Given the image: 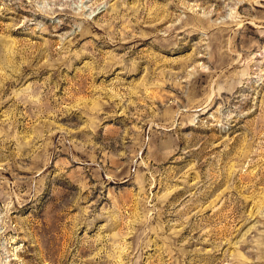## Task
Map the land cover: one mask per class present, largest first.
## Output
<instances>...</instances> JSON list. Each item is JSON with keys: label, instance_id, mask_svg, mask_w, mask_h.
Returning a JSON list of instances; mask_svg holds the SVG:
<instances>
[{"label": "rangeland", "instance_id": "rangeland-1", "mask_svg": "<svg viewBox=\"0 0 264 264\" xmlns=\"http://www.w3.org/2000/svg\"><path fill=\"white\" fill-rule=\"evenodd\" d=\"M0 264H264V0H0Z\"/></svg>", "mask_w": 264, "mask_h": 264}]
</instances>
